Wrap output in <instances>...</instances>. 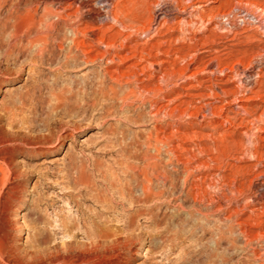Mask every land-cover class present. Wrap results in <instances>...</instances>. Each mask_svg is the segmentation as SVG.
<instances>
[{
	"label": "rangeland",
	"instance_id": "374dc122",
	"mask_svg": "<svg viewBox=\"0 0 264 264\" xmlns=\"http://www.w3.org/2000/svg\"><path fill=\"white\" fill-rule=\"evenodd\" d=\"M17 1L23 3L21 7L31 3L38 15L46 9L48 20L59 25L58 32L66 31L53 32V38L70 35L62 17L69 14L76 20L83 13L79 26L83 33L93 28L103 41L123 44L127 50L117 56L124 60L135 55L136 59H115L108 68L114 77L140 56L154 57L166 73H155L153 83L148 84L149 73L142 76L139 71L137 87L153 92L134 88L125 107L115 101L107 113L101 106L86 113L78 111L82 93L100 76L106 61L66 65L64 51H58V46L64 49L66 44L56 40L48 63L23 57L15 65L1 67L10 75L0 76V136L10 140L0 145L4 158L0 161V240L23 256L70 242L88 243L93 230L105 225L111 231L134 230L141 236L125 252L129 264H257L239 249L241 243L233 250L215 248L216 207L211 211L214 216L207 213L208 218L199 212L216 200L221 187L225 207L229 201L243 205L252 194L262 196L259 208L264 209V125L256 123L264 120V29L225 35L214 29L212 21L233 7L263 17L264 0H111L120 25L112 21L99 25L95 0H0V20L8 18ZM100 46L98 53L103 50ZM171 61L175 81L168 88L158 80L169 72ZM257 62H261L259 78L245 84L242 77ZM159 85L162 90H157ZM57 95L62 97L56 106ZM255 152L258 160L252 156ZM171 155L173 167L165 162ZM142 157L161 163L162 169L178 171L182 176L176 181L178 190L190 172L183 189L190 193L188 201L183 202L184 192H178L173 198H161L158 202L165 203L157 211L149 210L154 201L142 207L126 201L121 205L118 189L131 182L134 165ZM80 166L93 174L91 191L72 182ZM233 189L244 195L232 194ZM100 197L107 199L104 205L96 201ZM138 208L143 215L129 224L128 218ZM203 231L211 234L203 235ZM232 236H237V230ZM199 251L201 257H197Z\"/></svg>",
	"mask_w": 264,
	"mask_h": 264
},
{
	"label": "bare ground",
	"instance_id": "6f19581e",
	"mask_svg": "<svg viewBox=\"0 0 264 264\" xmlns=\"http://www.w3.org/2000/svg\"><path fill=\"white\" fill-rule=\"evenodd\" d=\"M20 2L21 1L15 2L13 7H11L8 18L0 20V76L10 75V72L7 68L6 70H1L2 66L15 65L23 57H29V60H35L40 63H48L50 60H52L54 50L56 49L55 47H57L55 46L57 44V40L60 45L66 44L64 49L61 46H58L59 52L62 53V51H64L62 60L66 65L69 63H76L77 61H80L83 64H89L93 62L102 63L106 61L105 67L102 69L100 76L90 81V83L86 86L84 92L82 93L81 106L78 108V111H84L87 113L93 111L97 106H101V108H105H103L102 110L107 113L109 112L108 106H111L115 101L120 102L119 105L121 107H125L126 104L130 101V97L135 93L134 88L144 90V87H137V84L140 83V80H138L137 78V73H139V71L141 72L140 74L142 76H145L146 73H149V75H147V80L144 78V80L141 79L142 81L146 80L148 84L153 83L155 73H163L164 71V69H161L159 65L153 61L154 57L144 58L140 56L137 61H135L136 63H132L131 65L128 64L129 66L127 68L125 67L126 70L124 72H120L118 76L115 74L116 77H114L113 74L109 72L108 68H110V66L115 63V59L120 60V62H128L136 59L135 55H132V57L128 58L125 57V59L122 58L124 60H121V58H119L120 56H117L118 52L120 53L127 50V48L123 44L120 43V45L115 46L112 43L105 42V40L103 41L102 38L96 37L97 33L93 28L86 33H83L81 31L82 29H79V26H81L80 23L82 21V19H80V16L83 13L81 15L79 14L80 16L76 20L72 16H69V14L66 15L65 18L62 17V26H65L66 30H70V35H62L61 39H57L56 37L53 38L52 36L53 34H55L53 32H58V30L60 29L58 28L59 25L57 23L52 22V19L51 21L48 20L46 9L43 8V11L41 10L42 13L38 15L37 8H33L34 6L32 7L31 3L25 2L23 7H21V4L23 3L20 4ZM96 2L97 4H99V10L96 13L95 20L99 23V25L106 24L110 21H112L115 25H117L118 23L119 25L121 24L113 15V6L111 0H95V3ZM257 13L258 12H249L248 10L239 11L238 9H235L233 7L232 11L217 14L213 18L212 21L215 23L214 29L219 33L225 35H234L239 33V31L259 30L260 28L264 29V16L261 17V15ZM158 17H160V13H158ZM63 30L64 28L61 32H63ZM150 30L151 29H149V31ZM6 31L8 32L7 36L4 35ZM54 40L55 44H52ZM86 41L89 43H87ZM100 45H103V50L101 53H98V51L96 52V50ZM153 49L157 51L159 47H155ZM134 51L135 50H132V52ZM93 53L94 56L92 55ZM146 61L148 62V66H141V64H145ZM260 63L261 62H257L255 65H249L250 67L247 69V71H249L247 77H242V79L245 80V84H252L259 78L258 74L260 73L258 68L261 65ZM168 64L170 66L169 72L165 75L162 74L160 80H158L159 83L164 87H171L174 80V74L172 72L174 61H171ZM140 74L138 75L140 76ZM161 85H159V87ZM161 88L162 87L157 90H162ZM155 90L156 89H154V91ZM144 92L150 93L153 91L144 90ZM61 97L62 96L60 95L55 96V99L57 100L56 106L59 105L58 100ZM66 101H69V98H67ZM102 102H107L108 104L102 105ZM155 104L156 102H153L150 107L154 109ZM159 110L156 112L157 114L159 113ZM157 114H154V116L157 117ZM166 116L167 115L165 114V117ZM256 123L264 125V120L258 119ZM71 128L75 129L74 126ZM64 132L65 131H63L62 133ZM62 133L56 136V144L61 141L60 138L63 137ZM9 140L10 139H8L6 135L0 136V145L2 142H6ZM246 152L248 153V150H246ZM252 156L254 159L258 160V153L255 152V154H253ZM2 157L3 156L0 151V161H4V158ZM150 159V157H142L141 159H139V164L134 165L131 182L126 183L123 186L120 185V188L118 189L119 202L126 201L129 205L135 204L142 207V205L154 201L153 204L151 203L152 205L150 206L149 210L157 211L160 210L161 206H163L165 203V201L160 203L158 202L161 198H173L176 193L179 192L181 194L186 190L183 189L186 180L190 176L186 174L188 171L185 173V177L182 180V185H180L181 188H179L180 190H178L176 186V181L179 178L178 171H169L167 169H162L160 168L161 163H150ZM173 161L174 158L172 155L168 160H165V162H167L171 167H173L175 164ZM92 175H88L86 173V169L83 166H80L78 167V169H76V174L72 177V182L74 183V185H77L82 189H89L91 191L93 186H95ZM181 177L182 176L180 175V178ZM222 189L223 187L218 188L217 196H214L216 200L213 201V203L211 202L212 204H210L209 207H204L206 208L205 210L201 209L204 212H199L201 216L207 217V213H212V208L215 209L216 207V211L214 213L219 223L216 227V238L214 239L215 248L225 247L226 250H233L238 247L239 243H241L242 246L239 249L243 252L246 251V255L248 254L246 257H248L251 263L257 262V264H264V222L261 220V218L264 217V209L261 208L263 209V211H261L259 208L261 206V202L259 201L262 196L258 198V196H253L251 194V196H249L248 198L246 197L248 202L244 203L243 205H235L233 204L234 201L233 203L232 201L230 203L229 200H226L229 201V203L228 206L225 207V204L223 205V202L226 198L224 193L222 192ZM138 190L140 194L135 195V191ZM231 193L238 194V196L244 195L243 191L239 189H233ZM189 194L190 193H188V191L182 194L183 202L188 201ZM175 199L177 200L178 198L175 197ZM100 200L101 197L96 199L97 202ZM101 201L104 205V202H106L107 199L104 200L103 198ZM201 202L203 203V201ZM136 210V213L128 218L129 224L134 225L135 220L143 215L140 208ZM247 212H250L247 218H245V220L242 219V221L239 222L242 216H244ZM212 215L214 216L213 213ZM155 216L158 218L156 214ZM236 230L237 236H232L234 233H236ZM126 231V233H123L119 230L111 231L108 227H105V225H98V227L93 230L92 235L89 234L90 237L88 238L90 239V241L88 243L77 244L70 242L64 244L61 248L56 247L50 251L34 252L31 254H24L23 256L16 251L13 245L9 244L7 241L0 240V264H129V259L127 257L124 258L126 255L125 252L130 251L132 247L136 246L140 242L141 236L139 234H136L134 230ZM210 234L211 233H208L207 231H203V235ZM197 257H201L200 251L197 253Z\"/></svg>",
	"mask_w": 264,
	"mask_h": 264
}]
</instances>
